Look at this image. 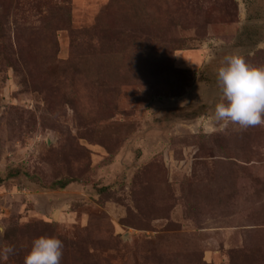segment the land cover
Masks as SVG:
<instances>
[{
	"label": "rangeland",
	"instance_id": "obj_1",
	"mask_svg": "<svg viewBox=\"0 0 264 264\" xmlns=\"http://www.w3.org/2000/svg\"><path fill=\"white\" fill-rule=\"evenodd\" d=\"M233 52L264 65V0H0V264L53 235L60 264H264V124L214 116Z\"/></svg>",
	"mask_w": 264,
	"mask_h": 264
},
{
	"label": "clouds",
	"instance_id": "obj_2",
	"mask_svg": "<svg viewBox=\"0 0 264 264\" xmlns=\"http://www.w3.org/2000/svg\"><path fill=\"white\" fill-rule=\"evenodd\" d=\"M220 101L214 106L218 121H231L241 128L264 124V65L256 66L233 52L216 69ZM63 242L53 236L34 238L24 264H60ZM12 246L0 248V259L13 253Z\"/></svg>",
	"mask_w": 264,
	"mask_h": 264
},
{
	"label": "trees",
	"instance_id": "obj_3",
	"mask_svg": "<svg viewBox=\"0 0 264 264\" xmlns=\"http://www.w3.org/2000/svg\"><path fill=\"white\" fill-rule=\"evenodd\" d=\"M245 29H246V27L244 28V30ZM249 31H251L252 33L247 34V35L244 36L245 40L243 42H241V45L242 46H244L245 44H247V45H253V44L257 43V41H258V37H257L258 36V33H256V30L255 29H251ZM239 37H241V34H240ZM203 108H204L203 106L198 107L192 113H190L189 115H187V117H191L192 118V117L197 116L199 114V111L200 110L202 111ZM17 174H19V171L15 170V171H13V173L10 172L9 173V176H16ZM72 181H74V179L58 180V181H55L54 183H52L50 185V187L51 188H61L62 189V188H65ZM104 190H105V188H101V191H104Z\"/></svg>",
	"mask_w": 264,
	"mask_h": 264
}]
</instances>
